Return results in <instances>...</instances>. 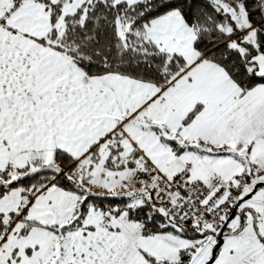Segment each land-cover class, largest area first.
Wrapping results in <instances>:
<instances>
[{"label":"snow or ice","instance_id":"6c2138e0","mask_svg":"<svg viewBox=\"0 0 264 264\" xmlns=\"http://www.w3.org/2000/svg\"><path fill=\"white\" fill-rule=\"evenodd\" d=\"M0 264H264V0H0Z\"/></svg>","mask_w":264,"mask_h":264}]
</instances>
